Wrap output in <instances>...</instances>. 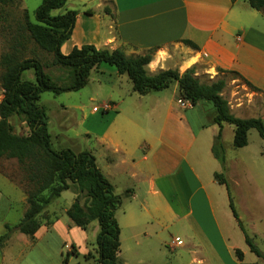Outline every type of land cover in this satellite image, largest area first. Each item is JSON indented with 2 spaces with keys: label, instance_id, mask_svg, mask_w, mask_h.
<instances>
[{
  "label": "crops",
  "instance_id": "obj_1",
  "mask_svg": "<svg viewBox=\"0 0 264 264\" xmlns=\"http://www.w3.org/2000/svg\"><path fill=\"white\" fill-rule=\"evenodd\" d=\"M71 2L78 7L72 8L78 14L73 34L61 48L64 55L83 45L121 49L130 57L152 52L153 59L148 66L151 74L166 70H178L182 74L196 68L198 78L217 80L222 78L220 69L236 71L264 91V14L251 8L248 0H68L67 4ZM184 41L194 43L196 48ZM125 76L114 66L102 63L91 72L89 83L94 78L100 87L105 85L114 91ZM129 84L127 94L117 93L118 102L110 100L113 109L104 112L106 117L98 122L102 125L100 130H87V135L100 149L89 152L96 157L98 167L121 198L120 207L128 206L124 221H118L121 247L124 237L133 241L132 250L142 246L144 240L152 241L150 234L155 226L168 235V223L184 221L194 230L202 229V222L207 220L205 210L209 208L214 232L208 236L202 234L204 238L200 236L198 244L187 245L193 255L198 251L209 260L195 256L193 262L240 264L237 250L243 253L244 260L249 253H254L231 209L224 215L217 211L212 196V191H217L219 186L227 189L215 178V174L220 173L216 172L217 163L211 159L214 140L221 134L223 141L226 126L234 134V126L215 124L211 104L203 102L193 106L189 100L181 99L178 82L145 96L135 93L132 82ZM172 86L173 91L168 95ZM182 102L189 104L183 107ZM229 104L233 112L234 105ZM259 115L264 119V111ZM244 176L247 177V171ZM0 177V206L5 205L18 224L28 209L24 184L1 168ZM226 180L231 191V179ZM73 193L74 202L77 194ZM59 199L48 208L58 206ZM72 204L65 202L60 206L64 214ZM53 213V224H42L34 239L14 232L3 253L7 256L15 238H29L34 242L40 236L69 235V231L74 230L72 221L67 228L61 222L64 214L57 218ZM6 224L15 226L12 222H3L4 227ZM244 227L254 242L257 237L264 244L263 231L255 230L252 236L245 224ZM156 240L160 250L168 249V237L163 235ZM176 242L185 245L179 237ZM75 248L80 255L88 254L87 249L83 252L76 245ZM3 260L5 262L6 258ZM261 262L257 257L254 264Z\"/></svg>",
  "mask_w": 264,
  "mask_h": 264
},
{
  "label": "trees",
  "instance_id": "obj_2",
  "mask_svg": "<svg viewBox=\"0 0 264 264\" xmlns=\"http://www.w3.org/2000/svg\"><path fill=\"white\" fill-rule=\"evenodd\" d=\"M251 8L264 14V0H248ZM68 0H43L35 12L32 22L27 9L24 10L23 21L19 23L18 38L14 45L1 57V87L3 98L0 101V157L16 159L34 189L27 194L28 209L24 218L15 226L5 225V233L0 236V252L14 232H20L34 239L42 226L41 216L47 208L59 199L63 192L73 191L77 197L67 215L72 223L87 230L93 223L99 225L96 238V264H122L119 259L121 247V228L116 217L121 198L115 193L113 185L97 165L96 157L89 151L76 153L71 149L55 150L52 135L49 131V116L41 105V95L51 92L56 95L64 92L79 91L85 88L91 72L102 63L114 66L120 75H127L132 82L133 91L145 96L153 91L168 89L178 82L179 95L189 100L193 106L198 103H209L214 108L213 121L220 127L223 124L234 126L233 146L236 149L248 145L249 132L256 129L264 139V119L261 117L239 118L231 111L229 102L223 96L227 86L225 78L201 82L196 76V68L180 73L178 70L160 71L151 74L148 66L152 62V52L144 56L130 57L121 49H98L94 45L75 47L70 54L64 55L61 48L72 36L77 12L66 10L54 15L55 11L65 8ZM22 0H0V28L6 8L19 6ZM23 33V34H22ZM31 41L40 50L52 55L53 65L65 68L66 77L53 78L45 71L41 60L35 57L21 58L25 49V41ZM186 44L196 48L190 41ZM34 72L35 80H24L26 71ZM224 75H233L242 79L253 91H262L236 71L219 70ZM17 116L29 128L28 134H16L11 118ZM214 157L223 165L226 153L219 134L212 147ZM216 180L227 186L230 209L252 253L264 259V252L255 244L254 239L246 231L238 215L227 180L223 174H215ZM85 195L82 204L80 196ZM53 222L45 225L51 226ZM75 245L68 254L80 257ZM240 264L244 263V255L236 251ZM90 261V254L84 256Z\"/></svg>",
  "mask_w": 264,
  "mask_h": 264
},
{
  "label": "rangeland",
  "instance_id": "obj_3",
  "mask_svg": "<svg viewBox=\"0 0 264 264\" xmlns=\"http://www.w3.org/2000/svg\"><path fill=\"white\" fill-rule=\"evenodd\" d=\"M42 2L43 0H22L21 5L8 7L5 10L0 28V101L3 98L1 75L4 71L1 67V57L7 52L12 51L10 48L14 45V39L18 38L19 23L23 21L24 10H28L32 22H35V12ZM95 5L96 3L93 4V7ZM72 8L78 7L71 2L64 9L55 11L54 15L65 13L66 10H72ZM25 45V49L21 52V58H38L43 62L45 71L55 79L67 76L68 71L65 68L53 65L52 55L40 50L29 40L25 41ZM105 65L107 66V64ZM221 76L227 81L224 97L234 105L232 113L240 118L260 116V111H264V91H253L237 76L223 74ZM23 79L34 81V72L32 70L24 72ZM200 80L206 83L211 79L201 77ZM94 81L95 79L93 78L85 88L79 91L64 92L58 95L45 92L41 95V105L46 108L50 118L49 130L55 150L71 149L76 153L100 150L87 135V130L94 129L99 131L102 125L98 122L106 117V113L101 111L94 116L96 112H93V108L102 107L110 103V100H120L117 97V93L121 94V96L127 94L126 92L130 88L131 84L129 83L131 81L126 75L121 86L118 85L114 91L105 85L100 87ZM168 91L170 92L168 95H170L173 91V86ZM10 121L16 134L29 133L28 126L21 118L14 116ZM226 127L227 130L223 136V145L226 153L224 167L212 155L211 159L213 163H217L215 164L217 165L216 172L225 175L228 180L231 179V193L238 215L246 225L249 233L255 236L253 235L255 230L264 232V139L260 137L256 129H252L249 132L248 146L244 149H236L233 146L234 134L229 130L228 126ZM99 162L102 166V159H99ZM0 168L12 175L18 182L24 184L23 189L26 194L34 189V185L27 178L26 171L23 170L16 159L0 157ZM246 171L247 177L244 176ZM1 180L2 178L0 177V182H2ZM219 187L217 191H212L213 202L217 211L223 212L224 215V212L230 209L229 199L226 187ZM62 195V198L57 201L59 207L48 208L47 212L41 216L40 222L42 224L51 222L53 218L52 212L55 214L54 217H61L64 214V208H60V206L63 207L65 202L72 204L74 198L72 191H66ZM80 201L82 204L86 201L84 194L80 196ZM127 207V205H123L116 212L118 221H124L126 217L124 211ZM204 215L207 220L206 222H202V229L199 227L197 230L196 228L194 230L187 226L184 221L172 224L168 223V235H166L163 232L164 230L161 233L162 228L155 226V231H151L150 234L153 237L152 241L144 240L143 245L134 250L130 249L133 241L124 237L120 249L122 252L120 255L121 263L196 264L193 262L195 256H202L209 260L206 254H201L198 251L196 252L197 254L193 255L190 247L187 246L190 242L195 244L201 242L200 236L202 234L208 236L214 232L209 208L205 210ZM15 218V215L9 212L5 205L0 206V236L5 233L3 222L9 221L16 225L18 221ZM70 221L67 214L61 217V222L67 228ZM72 228L74 230L69 231V235L64 233L61 238L40 236L34 242H31L29 238H21L22 240L15 238L10 245L11 248L7 250V256L2 250L0 264H96L97 247L95 243L99 233L98 223L93 222L86 231L74 225H72ZM163 235L168 237V249L160 250L156 238L159 239V236L163 237ZM240 235L243 237L241 232ZM196 236H198V239ZM177 237H179L182 243H185L184 246L176 244ZM201 237L204 238V236ZM255 243L261 250L264 249V244L257 237ZM72 244L80 247L83 252L87 249L86 251H88L92 259L88 261L84 258V255L76 257L70 254L69 256ZM4 258H6L5 262ZM256 261L257 256L251 253L244 260L247 264H254ZM261 263L264 264V259H262Z\"/></svg>",
  "mask_w": 264,
  "mask_h": 264
},
{
  "label": "built area",
  "instance_id": "obj_4",
  "mask_svg": "<svg viewBox=\"0 0 264 264\" xmlns=\"http://www.w3.org/2000/svg\"><path fill=\"white\" fill-rule=\"evenodd\" d=\"M188 104L189 103H181V105L183 106V107H186V106H188ZM190 106V105H189ZM113 109V105H111L110 103H108V104H105L104 106H102V107H94L93 108V111L94 112H101V111H103V112H109V111H111ZM179 241V240H178Z\"/></svg>",
  "mask_w": 264,
  "mask_h": 264
}]
</instances>
